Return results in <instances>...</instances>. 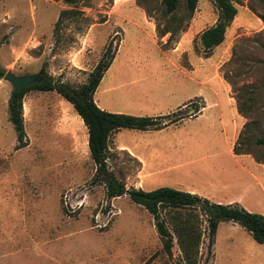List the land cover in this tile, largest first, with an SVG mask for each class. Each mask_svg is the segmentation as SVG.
Listing matches in <instances>:
<instances>
[{"label":"rangeland","instance_id":"374dc122","mask_svg":"<svg viewBox=\"0 0 264 264\" xmlns=\"http://www.w3.org/2000/svg\"><path fill=\"white\" fill-rule=\"evenodd\" d=\"M232 1L237 15L206 58L199 36L217 20L212 0H199L167 45L169 34L161 38L155 31L169 21L161 0H80L74 6L0 0V68L15 76L44 68L54 82L79 88L112 43L114 58L93 96L101 110L187 116L163 130L111 135L108 167L116 178L126 189L167 187L212 203L239 197L246 211L263 215L264 147L255 140L264 139V0ZM62 11L73 14L56 26ZM12 90L2 78L0 264H184L176 244L171 255L163 250L146 210L127 196L108 199L104 185L92 182L87 129L56 92L24 96L26 145L16 150L7 108ZM195 105H204L199 114ZM246 124L238 143L250 157L234 152ZM173 213L164 210L161 219ZM192 215L204 234L199 264H264V250L252 248L257 244L248 234L226 242L228 223L208 253L204 219Z\"/></svg>","mask_w":264,"mask_h":264},{"label":"trees","instance_id":"16d2710c","mask_svg":"<svg viewBox=\"0 0 264 264\" xmlns=\"http://www.w3.org/2000/svg\"><path fill=\"white\" fill-rule=\"evenodd\" d=\"M61 1L65 5L74 6L80 0ZM198 1L161 0V5L163 6L162 16L165 19H169V21L162 27L157 25L155 31L158 33L157 36L161 38L169 34L165 45L174 42L176 35L183 31V23L192 18ZM212 1L218 12L217 20L213 26L203 31L199 36V45L206 58L214 48L224 42L226 31L237 15V9L232 0ZM181 9H183L184 17L182 16L177 21L178 12ZM71 14L73 13L62 11L56 26L62 22L64 17L66 18ZM175 24H177L176 27ZM111 45L112 43H109L99 63L89 74L87 82L79 88H71L54 82L51 77L45 74L44 68H41L38 73L42 77L40 84L30 86L19 92L11 91L8 99V120L16 135V150L26 145L24 142L25 132L22 117V101L24 96L32 90L42 92L54 91L72 105L87 129L89 154L95 167L92 182L104 185L108 199L127 196L132 203L146 210L154 220L155 229L162 248L168 255H171L172 249L176 244L184 264H199L200 247L204 234L201 231L202 229H200V222L202 221H195L192 213H197L199 214L198 217L201 216L204 219L203 222L206 224L204 233H207L208 253H210L215 242L218 226L223 222L239 225L251 236L254 242L264 244L263 215L248 212L237 204H216L197 195L167 187L158 188L150 192L133 188L126 189L124 183L118 180L110 171L108 167L110 159L108 144L111 135L122 129L159 131L176 125L187 117L177 112L163 117H133L101 110L94 102L93 96L114 58V56L110 55ZM4 75V69L0 68V79ZM190 104H194V102L190 101ZM194 107L195 113L199 114L204 105L201 109H198L197 105ZM239 113L242 114L241 111ZM162 120L168 121L162 123ZM247 126L246 124L243 131L239 134L234 147L235 154H249L243 147L245 143L243 145L238 143ZM255 144L264 147V139H256ZM164 210L174 211V215H171L167 222L161 219V213ZM183 211H189L190 213H182Z\"/></svg>","mask_w":264,"mask_h":264},{"label":"crops","instance_id":"0c3cea01","mask_svg":"<svg viewBox=\"0 0 264 264\" xmlns=\"http://www.w3.org/2000/svg\"><path fill=\"white\" fill-rule=\"evenodd\" d=\"M220 81H221V83L224 85V86H227L226 85V83L222 80V79H220ZM1 90H2V79H0V92H1ZM228 97H229V95H228ZM232 103H233V100L229 97L228 98ZM185 104V103H184ZM184 104H182V106L184 105ZM7 108H8V101H7ZM203 110V109H202ZM235 112L237 113V116L239 117V122H240V127H241V125H242V118H241V116L238 114V112H237V109L235 108ZM0 126H1V117H0ZM247 157H250V156H248L247 155ZM255 162V161H254ZM258 185L260 186V190H261V192H262V194H264V187L262 186V184H260L259 182H258ZM216 204H221V205H230V204H237V205H239L240 207H242L243 209H246L242 204H241V198H232V199H229V200H225V201H218V202H216ZM248 212H250L249 210H248ZM263 214V213H262ZM264 215V214H263ZM221 224H224V222L223 223H220L219 224V226H218V229L220 228V226H221ZM226 227H225V230H224V232L226 231V235L227 234H229V236L227 237V239H226V242L228 243H232V244H234L233 243V240H232V238H231V235H234V234H238V233H240V235L241 234H248L243 228H241L239 225H237V224H233V223H228L227 225H225ZM218 229H217V231H218ZM242 230V231H241ZM242 232H244V233H242ZM217 234V233H216ZM249 235V234H248ZM250 236V235H249ZM251 237V236H250ZM216 238V237H215ZM247 238V237H246ZM253 240V239H252ZM256 243V242H255ZM257 244V243H256ZM252 248H254V249H256V250H260V251H262V250H264V244H257V245H254L253 243H251V245H250Z\"/></svg>","mask_w":264,"mask_h":264},{"label":"water","instance_id":"95a60500","mask_svg":"<svg viewBox=\"0 0 264 264\" xmlns=\"http://www.w3.org/2000/svg\"><path fill=\"white\" fill-rule=\"evenodd\" d=\"M3 79L11 85L15 92L40 84L42 81L40 75L15 76L11 73H5Z\"/></svg>","mask_w":264,"mask_h":264},{"label":"bare ground","instance_id":"6f19581e","mask_svg":"<svg viewBox=\"0 0 264 264\" xmlns=\"http://www.w3.org/2000/svg\"><path fill=\"white\" fill-rule=\"evenodd\" d=\"M82 122V121H81ZM84 126V125H83ZM87 146H88V143H87Z\"/></svg>","mask_w":264,"mask_h":264}]
</instances>
